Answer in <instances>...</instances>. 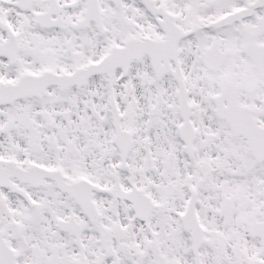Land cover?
<instances>
[{"label": "snow or ice", "instance_id": "1", "mask_svg": "<svg viewBox=\"0 0 264 264\" xmlns=\"http://www.w3.org/2000/svg\"><path fill=\"white\" fill-rule=\"evenodd\" d=\"M0 264H264V0H0Z\"/></svg>", "mask_w": 264, "mask_h": 264}]
</instances>
